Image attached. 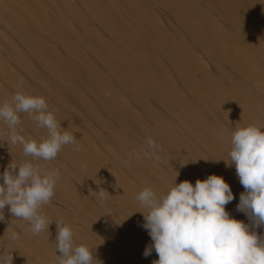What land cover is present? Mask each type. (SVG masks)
<instances>
[{
	"label": "bare ground",
	"instance_id": "obj_1",
	"mask_svg": "<svg viewBox=\"0 0 264 264\" xmlns=\"http://www.w3.org/2000/svg\"><path fill=\"white\" fill-rule=\"evenodd\" d=\"M17 92L45 98L81 150L66 145L54 160L33 161L60 172L41 208L48 231L33 235L5 207L0 250L13 264H51L61 221L92 264H152L136 196L212 174L235 196L226 211L250 223L236 210L244 189L226 162L236 127L264 130V0H0V104ZM20 120L26 139L47 136L27 113ZM147 137L160 162L145 157ZM7 141L0 122V174L31 159ZM100 189L110 194L104 202Z\"/></svg>",
	"mask_w": 264,
	"mask_h": 264
},
{
	"label": "clouds",
	"instance_id": "obj_2",
	"mask_svg": "<svg viewBox=\"0 0 264 264\" xmlns=\"http://www.w3.org/2000/svg\"><path fill=\"white\" fill-rule=\"evenodd\" d=\"M20 113H27L38 127L46 129L47 136L38 141L20 134ZM0 122L9 129L10 143L22 146L23 155L31 158L11 162L0 174V222L5 221L7 206L12 217L28 223L27 231L39 235L53 223L41 208L54 197L60 172L43 170L33 161L54 160L66 145H72L77 152L81 146L72 133L61 130L41 96L17 92L10 102L0 104ZM219 138L223 140V133ZM230 143V162L226 163L234 165L244 189L236 210L244 213L250 223L226 211L235 196L222 176L212 174L197 179L194 185L188 180L175 182L159 196L152 187H145L136 200L147 209V214L141 212L142 227L152 244L143 254L147 257L155 251L158 259L152 264H264V236L256 231L264 228V130L255 124L236 127ZM161 151L152 137L144 140L145 157L160 162ZM133 156L139 159V153L130 154L126 163L130 164ZM109 195L105 189L98 191L101 202ZM55 223L59 255L51 264H92L95 258L91 249L76 244L70 226L62 221ZM9 239L15 242L19 234L13 231ZM0 264H13L12 252L0 250Z\"/></svg>",
	"mask_w": 264,
	"mask_h": 264
}]
</instances>
